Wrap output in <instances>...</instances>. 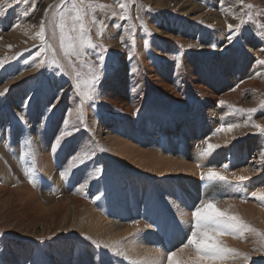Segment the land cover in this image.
Returning <instances> with one entry per match:
<instances>
[{
    "label": "rangeland",
    "instance_id": "374dc122",
    "mask_svg": "<svg viewBox=\"0 0 264 264\" xmlns=\"http://www.w3.org/2000/svg\"><path fill=\"white\" fill-rule=\"evenodd\" d=\"M92 3L93 7L86 2L79 4L83 18L75 19L78 13L73 0H67V3L62 0H0V61H3L0 92L8 89L6 95L0 96V163L8 165L11 181L27 184L35 194L40 193L38 195L49 204L45 205L49 209L55 200L62 201V198L79 194L95 207V187L98 183L109 184L104 192L108 197L107 204L99 207L102 214L98 213L104 219H111L110 201L122 193L123 187L117 185L116 174L121 170L131 173L128 181H134L135 177L130 170L121 168L122 163L112 152L110 136L119 135L113 129L114 121L129 120L136 124L149 113L166 111L169 118L184 119L191 124L195 120L205 121L208 132L204 131L203 138L195 141L201 152L207 147L205 140L208 142L212 138L228 142L211 154L228 153L230 147L245 151V158L238 163L230 156H224L225 162L216 170L233 179V172L241 175L248 169L244 174L251 176V181H257V188H264V160L261 158L264 133L251 126L252 123L264 126V63H259L264 61V0H223V3L221 0H92ZM120 3L126 8H120ZM98 4L108 7H95ZM248 4L253 7L248 8ZM25 12L28 15H24ZM61 16L65 19L63 30L59 26ZM41 24L44 25L43 39L37 35ZM229 24L238 29L232 43L227 40L232 34ZM130 35L135 37L134 44ZM213 44L216 47H212ZM54 59L55 64L52 63ZM92 70L99 74L98 81L92 80ZM158 78L169 84L168 90L157 85V82L163 83ZM77 82L80 88H76ZM199 86L201 88H197ZM90 88H95V98L84 100L81 107L82 94ZM171 90L175 91L171 93ZM142 97L146 100L136 113L123 108L135 109ZM53 104L54 108L51 107ZM200 106L203 107L200 109ZM240 109L257 111L250 114ZM161 114L159 121L166 120L169 126H174L177 136L186 138L185 133L179 131V122ZM230 124L238 127L231 132L220 130ZM192 125L197 132L194 123ZM162 128L159 125L156 130L158 139L164 142L166 134L172 130L166 128L164 133ZM63 131L72 132V135L60 138ZM135 132L138 139L145 140L146 131L142 132L144 134ZM57 138H60V144L56 143ZM253 139L256 145L250 144ZM145 145L141 146L157 150L152 145ZM38 147L47 150L49 161L45 168L38 160L43 152ZM181 147L185 149V144ZM84 152L89 153L87 159H84ZM199 153L191 157L193 161L196 159L195 164L211 155ZM74 156L77 159L74 160ZM80 159H84L83 164ZM205 162L198 168L211 166L208 160ZM47 165H51V171L45 173ZM223 165H227V169ZM97 169L101 171L97 172ZM26 170L32 173L33 182L25 174ZM62 172H67L66 178L61 176ZM106 172L110 176H106ZM5 181L6 176L0 170L1 187L7 186ZM220 185V188H214L218 193L210 199L216 197L221 203L238 199L241 207L251 208L249 214L246 208L248 215L242 213L239 206L241 211L237 209L235 213L256 230L246 231L239 237L230 236L237 242H233L237 244V252L248 253L251 257L247 261L239 257L238 264H256V261L264 260V249L254 250L264 244V235H260L264 234V221L259 223L250 215L251 211L259 209L264 212V201L251 196L256 190L249 182L241 185L242 191L231 189L233 191L226 194L220 189L229 185ZM21 200L15 199L9 206L11 203L3 204V197L0 198V264H8L5 255L12 247L15 249L11 252L13 264H48L50 255L60 251L56 249H62L65 244L67 247L71 244L78 252L77 259L73 256L75 260L71 264H83L85 259L84 262L90 259L89 264H95L96 256L86 252L83 240L93 247L95 243L92 242L97 239L95 227H103V221L92 226L93 229L84 222L85 215L81 214L73 220V226L71 215H65L69 217L67 220L60 215L45 221L35 207L27 208ZM139 208L136 205L133 209L137 212ZM133 209L129 206L131 213ZM191 210L195 209L185 208L189 211L190 224L194 223ZM132 219L125 220L128 224H138V228L149 224L143 208ZM177 225L175 222L174 226ZM182 239L166 253L183 246L187 240L184 236ZM243 239L248 241L243 242ZM102 242L98 240V245H105ZM103 246L104 250L108 249ZM21 248H30L29 259L20 256Z\"/></svg>",
    "mask_w": 264,
    "mask_h": 264
},
{
    "label": "bare ground",
    "instance_id": "6f19581e",
    "mask_svg": "<svg viewBox=\"0 0 264 264\" xmlns=\"http://www.w3.org/2000/svg\"><path fill=\"white\" fill-rule=\"evenodd\" d=\"M158 79L162 81V78H158ZM157 85L162 88L165 87L166 90H168L167 87H169V84L164 82L161 84L157 82ZM200 86L197 88H201ZM174 91L171 90V93ZM171 93L170 95H173ZM175 96L176 95H174V97ZM124 98H126V96H124ZM145 100L146 97H142L140 99V102L137 103L138 106H136L135 109L128 107L127 106L128 104H125L127 107H125L124 105L122 106H124L123 107L124 109L126 108L125 110H127V112L134 114L136 113L137 109L144 104ZM201 107L203 106H200V109ZM161 112L166 114L168 119L170 120L174 119L172 116L171 118H169V114H167L166 111H161ZM161 112L154 111L153 114L149 113L142 122L136 124L129 120L127 122H121L119 120L114 121L115 125L113 129L114 131H118L119 135L110 136V143L112 144V152L116 155L117 161L122 163L121 168L122 169L126 168L130 170L132 173H134L135 177H133L134 181H128L132 177L131 173H125L123 172V170H121L119 174H116L115 178L117 181L116 182L117 185L123 187L120 189L122 193H120L118 196L114 197L112 201H110L109 210L111 211L110 214L111 219H106V218L104 219V217L98 213L100 212L99 207H104L107 204L108 197L104 192L108 188L109 184L105 185L103 183L101 184L98 183V186L95 187L97 191V196H96L97 201L95 207L90 206L87 201L81 198L82 195L80 196L79 194L78 196L76 195L74 197L71 196L65 198L61 197L62 201L55 200V203L53 204L54 206L51 204L53 207L52 209H49L47 208L49 206H45L49 204L42 201L41 195L40 196L38 195L40 194L38 193L39 191L36 192L38 194H35L29 185L24 183H19L14 180L11 181L12 178L10 176L11 175L10 173L12 172H10L7 169L6 166L8 165L5 166V164L1 162L0 163L1 174L6 176L5 182L7 183L6 187L0 186V198L3 197V204L4 202L6 205L7 203H11L9 205L11 206L12 204H14L15 199L18 200L22 199L20 201L21 204L23 205L25 204L27 208L35 207V210L43 215L42 219L45 221L46 220L51 221L53 219H56L60 215L61 216L64 215V219L67 220L71 215L70 220H72V226L74 224L73 220H75V218L80 214L85 215V217L82 218L84 219V222H86L87 224H89V226H91L90 227L91 229H93L92 226H94L96 223L100 225V222L103 221L102 223L103 227L97 225L95 227V230L97 231V239L95 242H92V244L95 243L93 247L88 246L90 244H88L87 240H85L86 242L83 240V243H85L86 245V252L88 251V254L91 253L92 256L93 255L96 256L95 264H131V262L135 264H167L166 259L161 260V257H166L167 254L166 252L170 249V247H172V245H176L180 240H183L182 239L183 236L184 238H186V236L189 234L188 230L191 220H190V216L187 215L189 211L188 212L185 211V208L188 206L194 208V205L198 206L202 200L210 199L211 196H213L215 193H218V191L214 190V188L221 187V185L218 187L210 186L207 181L198 178L200 177L199 171L202 170L207 171V169L206 167L205 169L198 168L197 165L202 166L201 165L202 162L204 164L206 163L205 161L208 160V163L211 165L208 167H214L215 169H218L221 167L222 163L225 162L223 160L224 156H230L232 161L238 163L240 160L245 158L246 152L242 150L237 151L230 147L229 149H227L229 150L228 153L222 152L219 154H211L209 156L212 157L211 159L209 157H207L208 158L207 159L206 156H204L202 159L200 158L201 160L198 159L199 164L198 163L195 164L194 161L197 162L196 159L194 158L193 161L191 157L201 152L200 148H198L199 146L196 147L197 144L195 143V141L197 140V138L202 137L204 131L208 130V125L205 124V121L200 122L198 120H195L193 123L195 125L194 128L195 127L197 128V132H196L193 129V125H192L193 123L191 124L188 122H184V119H181L182 120L181 121L180 119L175 118L174 120H176V123L179 122L180 124L179 131L185 133L184 135H186V138H181L180 136H177L178 132H174L173 125L169 126L166 120L159 121L160 116L162 115ZM181 117H183V115H181ZM152 119L154 120V122L152 121ZM174 120H172V124H175ZM159 125L163 126L162 131H164V133H166L165 132L166 128L167 129L170 128V130H172L170 134L169 133L166 134L164 142H161L158 139L159 137L157 136L158 131L156 129ZM135 130H138L141 133L146 131L144 132L145 134L142 133L145 135V140L138 139L137 138L138 133L136 134ZM100 134H101V130L99 129V135ZM180 140L181 142H179ZM210 140L211 139H209L208 143L210 142ZM150 142H155V143L152 144ZM226 142H228V140ZM226 142L220 141L218 138H214V139L212 138L210 143L217 145H224L227 144ZM261 142L262 141H260V143ZM145 144L152 145L157 150L160 149L162 150H160L161 151L160 153L157 152V150H150V149L147 150V148L141 146V145L146 146ZM182 144H185V149L181 147ZM250 144L256 145L257 143H255L253 139L250 142ZM261 144L258 145L259 148L262 146ZM221 147H219V149ZM39 149L42 150L43 152L40 153L38 160L39 162H41L42 167H44V165L48 163L49 157H47L48 154H46L47 150H43L41 148ZM100 158L98 160L102 161ZM257 169L259 170L260 168ZM106 170L109 171L107 168ZM258 170H256L257 171L256 173L259 172ZM50 171H51V165L49 167L47 165V169L45 173ZM109 172H106V176H110ZM250 172L251 171L248 172V175ZM241 173L244 174L245 171ZM244 175L246 176L247 173ZM247 182H249L250 187L254 186V189L256 191L259 190V188H257L256 186V182H257L256 180L251 181L250 178L249 181H246L245 183ZM14 185L15 188H13ZM231 189H234V191L235 189H240V191L243 190L242 186L238 184L231 185L228 186L227 188L220 190H223L222 192L226 194L228 191L229 192L233 191ZM43 196L45 197V195ZM235 200L234 202L225 201L226 203L218 202L217 207L220 210H223L224 208H228L229 205H232V207L229 210L234 214L236 213L238 206L239 209L243 211L242 213L245 214H247L251 210V208L249 209L248 207H241L240 200H238V202ZM136 205L140 207L137 212L141 211V208H143L144 213L148 214L149 220L148 222L147 221L146 222L149 224H147V226L138 228L137 227L138 224H130V223L128 224L126 222L125 220L126 218H129V220H133L132 218H134V216L136 215L137 213L136 209H133L136 208ZM129 206L131 209H133L132 213L131 211H129ZM252 206L256 207L258 205H252ZM246 208H248L247 213H246ZM258 211L255 212L251 211L250 215L251 218L253 217L255 218V221L262 223L264 221V212H260V211L258 212ZM65 215H68L69 217ZM105 220L106 222H104ZM175 222L178 223L177 226H174ZM230 236L231 235L229 234L228 235L225 234L222 237H220V239L227 247L237 250L236 247L237 244L236 245L233 244V242L236 241H233ZM232 238L234 237L232 236ZM98 240L99 242L103 241L102 243L111 245V247L108 248L107 250H104L102 248L104 244L102 246L99 245V247H97V245L99 244ZM245 240L243 239V242ZM111 241L114 242L111 243ZM181 247L183 246H180L179 248ZM179 248L177 247L176 250ZM13 250H15L14 247H12L10 252L5 255V259L8 264H13L12 261L14 260V258L11 257L12 255L11 252ZM56 250H60V251H55L54 253H52V255H50L49 257L50 260L48 264H71L73 260L77 259L76 256L78 255V252L71 244H69L68 247L65 244L62 249H56ZM190 251L191 249H185V252L180 254V258L187 259V254ZM19 254L25 259H29L32 255L30 248H26V249L21 248ZM73 256L75 259L73 258ZM237 259L239 260V257L236 259H232L230 256L227 260L223 261L222 264H233L232 262L234 261L237 262ZM84 261L83 264H89L90 259L88 260L87 263ZM238 263L240 262H237V264Z\"/></svg>",
    "mask_w": 264,
    "mask_h": 264
},
{
    "label": "snow or ice",
    "instance_id": "6c2138e0",
    "mask_svg": "<svg viewBox=\"0 0 264 264\" xmlns=\"http://www.w3.org/2000/svg\"><path fill=\"white\" fill-rule=\"evenodd\" d=\"M19 2V0H18ZM26 2V0H25ZM63 3H67V0H62ZM87 3L89 7H93L92 0H79V4ZM221 3H223V0H221ZM79 4L77 3V0H73V7L76 8L78 15L75 17V19H82L83 13L82 9L79 7ZM120 8H126V5L124 3L119 4ZM95 7L99 8H107V5L98 4L95 5ZM248 8H252L253 5L248 4ZM115 15V13H113ZM24 15H28L27 12L24 13ZM251 19V17H249ZM243 23V21H241ZM18 26V25H17ZM60 28L63 30L65 27V19L63 16H61L60 20ZM228 29L232 34L227 36V40L229 43H232L235 34L238 31V29H234L233 25L229 24ZM101 36L103 35V26L101 28V31L99 33ZM37 35L43 39L44 38V25L41 24L40 31L37 33ZM89 41L91 40V37L89 36ZM122 39V38H121ZM129 39L132 41V43H135V37L134 35H130ZM91 47L95 48V44H91ZM212 47H216V45H212ZM100 61H103V56L100 57ZM52 63H57V61L54 59ZM259 63H264V61H259ZM0 65H3V61H0ZM92 80L98 81L99 74L96 73L94 70H92ZM76 88H80L79 82L76 84ZM95 88H90L88 91L84 92L83 99L81 100V107L83 105L84 100H92L95 98ZM8 92V89H5L3 92H0V96L6 95ZM221 104L224 102L221 101ZM52 108L55 107V105H51ZM77 111H81V109H77ZM239 111H247L248 113H254L257 110L256 109H240ZM22 119V117H21ZM82 122V120H81ZM67 123V122H65ZM253 128L258 129L261 133H264V126H261L258 123H252L251 125ZM238 127V125L230 124L227 126L226 129L222 127L220 130H227L230 131L233 128ZM78 131V129H75ZM72 132L69 131H63L60 134V138L71 136ZM60 138H57L56 143L60 144ZM205 143L207 144V147L202 150L201 155H210L212 151H214L216 148L220 147V145L208 143L207 140H205ZM103 150V149H101ZM84 159H87L89 157V153L84 152L83 153ZM262 160H264V153H262ZM73 159H77V157H73ZM84 159H80V163H84ZM200 167V165H197ZM70 167H73L70 165ZM227 165H223L224 169H227ZM97 172L101 171L100 169L96 170ZM247 171V169H245ZM26 175L29 176L30 182H33L32 173L29 170H26ZM62 177L67 176V172L61 173ZM233 179H229L228 176L224 175L222 171H217L214 167H208L207 171H202L200 173V179L207 181L210 186H216L218 187L220 184L225 185H243L246 181L250 179L249 176L245 175H237L235 172L232 173ZM251 196L256 197L260 201H264V188L259 189L258 191L251 192ZM218 201L215 198L211 199H204L202 200L198 206L194 205L195 210L191 213V216L194 220V223L190 224L189 227V234L186 236L187 243L183 245V247L177 249L176 251H169L166 254V257H161V260L166 259L167 264H222L223 261L227 260L230 256L232 259H236L237 257H243L245 261L251 259L250 255L248 253H238L236 249L227 247L223 241L220 239L225 234L233 235L236 237L241 236L246 231H256L255 229H252L250 225H248L239 215L232 213L229 209L232 207V205H229L228 208H224L223 210H220L217 207ZM264 235V234H260ZM90 239V237L88 238ZM99 247V245H97ZM105 248H110L111 245L105 244ZM185 249H191V251L187 254V259L180 258V254L185 252ZM264 249V244H261L259 248L254 250H261ZM256 264H264V260H258L256 261Z\"/></svg>",
    "mask_w": 264,
    "mask_h": 264
}]
</instances>
